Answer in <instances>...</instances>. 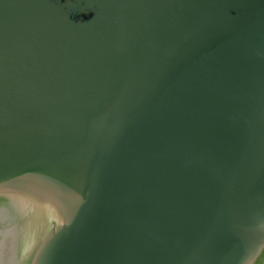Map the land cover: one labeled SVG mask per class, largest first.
Listing matches in <instances>:
<instances>
[{"label":"water","instance_id":"obj_1","mask_svg":"<svg viewBox=\"0 0 264 264\" xmlns=\"http://www.w3.org/2000/svg\"><path fill=\"white\" fill-rule=\"evenodd\" d=\"M0 264H264V0H0Z\"/></svg>","mask_w":264,"mask_h":264}]
</instances>
